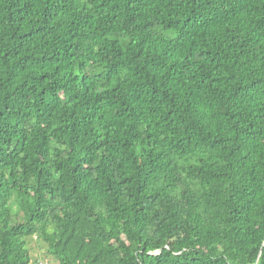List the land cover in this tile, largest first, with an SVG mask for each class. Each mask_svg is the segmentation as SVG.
<instances>
[{"label": "trees", "instance_id": "obj_1", "mask_svg": "<svg viewBox=\"0 0 264 264\" xmlns=\"http://www.w3.org/2000/svg\"><path fill=\"white\" fill-rule=\"evenodd\" d=\"M264 264V0H0V264Z\"/></svg>", "mask_w": 264, "mask_h": 264}, {"label": "rangeland", "instance_id": "obj_2", "mask_svg": "<svg viewBox=\"0 0 264 264\" xmlns=\"http://www.w3.org/2000/svg\"><path fill=\"white\" fill-rule=\"evenodd\" d=\"M31 252L32 255L47 262H53L56 264V260L46 252V245L42 241L34 238L31 241Z\"/></svg>", "mask_w": 264, "mask_h": 264}, {"label": "built area", "instance_id": "obj_3", "mask_svg": "<svg viewBox=\"0 0 264 264\" xmlns=\"http://www.w3.org/2000/svg\"><path fill=\"white\" fill-rule=\"evenodd\" d=\"M39 264H44L43 262H39Z\"/></svg>", "mask_w": 264, "mask_h": 264}]
</instances>
